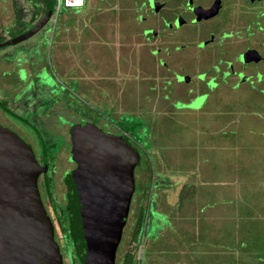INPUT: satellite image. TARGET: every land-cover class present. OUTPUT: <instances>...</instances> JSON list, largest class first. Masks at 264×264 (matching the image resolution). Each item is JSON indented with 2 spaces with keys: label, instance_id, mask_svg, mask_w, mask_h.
<instances>
[{
  "label": "rangeland",
  "instance_id": "1",
  "mask_svg": "<svg viewBox=\"0 0 264 264\" xmlns=\"http://www.w3.org/2000/svg\"><path fill=\"white\" fill-rule=\"evenodd\" d=\"M59 1L62 12H67L68 21L66 24L70 25L69 32L72 35L75 34L72 26L77 28L79 21L82 19L86 22L85 28L81 30L84 33V39L79 42V39L75 38H69V40L62 38V48L60 49L57 47L58 39L53 36L51 40V36H47L48 39L44 41L41 50L35 51V48L31 49L32 55L41 57V63L46 73V76H41L38 70H36L38 68L34 62L31 64L33 76H35V79L38 77L41 80L43 79L45 84L50 88V91L44 97L39 89H34V94L36 95L35 102L30 104L25 102L22 92L9 96L2 95L0 91V104L2 107L7 106L9 109L12 108V111L16 114L13 115L5 109V112L0 109L1 116L9 119L10 122L21 128L20 136L31 146L37 162L47 166L46 174L50 179L48 180V187L51 193V200L49 199L48 201L44 197V202L45 204L50 202L49 214L59 220L60 229L64 231L65 222L63 218L66 215V211L64 204L59 199L63 191L61 183V176L63 175L61 173L65 168L72 166L71 163H68L72 162L71 157L67 159L68 162L65 161L66 151L70 150L71 146V141L69 142L70 135L67 134L65 126L59 134L56 133L59 130L55 129L49 131L42 130L39 114L48 106L52 108L54 104L61 107L66 106L69 110L75 109L78 111L79 116L90 120L103 131L110 130L118 135H123L134 147L139 158L138 163L133 169L134 189L126 221L116 247L114 264L121 263V255L124 253L130 255L131 264H182L178 263V255L180 254H177V248L173 249L171 247L169 249L165 246L161 247L163 246L162 242H158L161 232H167L172 229L170 220L165 217L167 215L159 211L152 214L154 221H147L148 224L146 226V204L147 200L151 199V192L148 193L147 189L152 187L151 181L157 177L158 172L155 153L152 151L154 143L151 140V133L147 128V121L144 118L142 119L141 116L146 112H152L147 111V107L143 102L151 100V96L148 94H153L154 92H146V89L154 90L158 94L165 93L168 96L171 92L172 84L174 86L176 84L180 91L190 89L189 93H195L196 90L192 86L193 83L185 82L182 79L183 77H188L189 73L180 76V72L178 71L175 75L176 79H174L173 77L170 78V75L172 76L173 74H170L168 71L165 72L161 65L155 67V65H151L149 62L146 63V60H151V58L149 55L144 54V50L141 49L140 37L138 36V31L146 26L139 18H134V15L136 16L139 12H133L130 0H115L114 2L113 0H110V2L106 0L109 5L105 3V6H102L97 11L95 10V6H90L85 9L87 11L83 17L80 16L81 13L79 14V7H65L62 0ZM67 1L69 4H80L81 0ZM88 2L92 5L94 3L97 4L95 0H88ZM2 5L6 6V10L0 13V42L4 37H14L25 32V30L27 31L31 25V22L27 21L15 28H12L11 25L2 27L6 24L11 14L8 4L0 2V7ZM243 6L247 7L248 2H245ZM92 10L98 12V14L93 16ZM64 16L66 15L64 14ZM179 21L177 18L175 23L177 24ZM52 24L53 22L50 19L45 25L46 28H50L46 32V35L51 32L50 25ZM185 28L189 29L188 26H185ZM44 29L45 27L41 31ZM3 30H7L5 34ZM39 34H33L16 44L0 47V76L2 69H5L2 66L5 64H11L13 67H16L20 61L26 59V55H23L22 50L30 46ZM1 35H4V37ZM116 62L126 64V66L130 65V68L125 67V73H122V76L119 77V79L125 81L123 82L124 84H120L119 92L115 96L121 99L120 104L117 102L108 103L111 99L113 100V96L108 92L106 94V91L109 90V84H112L111 81L114 79V71H110V76L103 74L105 65L108 64V67L110 66L112 69ZM135 65H140V67L136 69ZM166 77L170 78L168 82ZM259 88L264 89V84L256 86L252 94L264 98V90H260ZM203 98L205 97L197 96L191 102L194 104L193 107L199 106L204 101ZM44 100L46 102H43ZM151 105L152 107L154 106V104ZM153 108L156 110V107ZM247 109L258 115H264L263 103H252ZM62 123L69 125V123L64 121ZM243 136L242 140L245 142V145H243L248 149L245 152L243 151L244 154H250L252 157L256 146H264V140L260 137H248L246 134H243ZM261 156L260 163L263 165L264 160H262ZM146 177L147 179L145 180ZM144 180L146 182L140 184ZM142 185L143 188L140 189ZM138 197L142 199L141 206L138 204L135 206ZM134 207L135 210H133ZM138 221L140 230L137 233L136 240L133 241L134 244H132L129 242V235L134 231ZM66 237L65 235L59 241L63 250L70 249L68 248V239ZM259 237L261 240L257 238L254 242L255 246L246 247L245 241L241 243L242 247L240 249L242 248L241 250L244 251V255L241 257L242 260L235 264H264V235L260 234ZM201 246L203 247V244ZM226 249L232 251L236 250L237 247L233 248L231 246L226 247ZM248 251L251 253H248ZM73 262L80 264L76 259L69 261L70 264H74ZM192 262V264H204V262Z\"/></svg>",
  "mask_w": 264,
  "mask_h": 264
},
{
  "label": "crops",
  "instance_id": "2",
  "mask_svg": "<svg viewBox=\"0 0 264 264\" xmlns=\"http://www.w3.org/2000/svg\"><path fill=\"white\" fill-rule=\"evenodd\" d=\"M64 14L67 22V12ZM81 22L77 28L72 26L76 35L69 32L70 25L66 24L68 40L84 39L80 35ZM147 62L158 66L155 61ZM125 67L130 65L116 62L112 69L108 64L103 68L105 76L114 71L106 91L113 100L108 103L121 102L115 96L125 82L119 79ZM231 86L232 83L219 84L196 107L190 103L192 97L174 95L172 91L173 95L166 96L146 89L154 92L146 93L151 100L143 102L152 112L141 117L151 133L158 172L147 189L151 199L146 204V226L153 220L152 214L159 211L167 215L172 229L161 232L158 242H162L161 247L177 248L178 263L235 264L244 255L241 243L255 246L257 238L261 240L259 235H264V162L260 163L261 154L264 160V146H256L251 157L243 153L248 149L242 140L243 134L264 140V115L247 109L252 103L264 104V98L252 94L254 88L245 84ZM194 87L205 91L200 84ZM172 89L180 90L176 84ZM141 202L138 197L135 206H141ZM231 246L237 249L228 251L226 247Z\"/></svg>",
  "mask_w": 264,
  "mask_h": 264
},
{
  "label": "flooded vegetation",
  "instance_id": "3",
  "mask_svg": "<svg viewBox=\"0 0 264 264\" xmlns=\"http://www.w3.org/2000/svg\"><path fill=\"white\" fill-rule=\"evenodd\" d=\"M0 2L8 4L11 10L9 19L2 27L11 25L12 28H15L23 22L30 21L31 25L29 28H31L47 10H50L47 22L34 33V35L40 34L30 46L22 50L23 55H26V59L20 61L16 67L11 64H5L2 66L5 69H2L0 76V91L2 95L11 96L22 92L25 102H28V104L34 103L36 97L34 89H39L45 97L50 88L43 79L41 80L39 77L35 79V76H33L31 64L34 62V64H37L38 69L36 70L41 76H46V73L41 63V57L32 55L31 49L35 48V51L41 50L44 41L50 36L51 40L53 36L58 39L57 47H62V38L67 39L66 22L63 19L65 12H62L61 3L58 0H0ZM130 2L133 12H139L136 16L134 15V18H139L146 26L138 31V36L140 37L141 49L150 55L151 63L155 61L158 66L161 65L164 68L165 72L168 71L173 74L172 76L170 75V78L176 79L175 75L178 71L180 76L189 73L188 80L185 82L193 83L192 86L200 84L205 88L204 92L195 89L196 91L193 94L189 93L190 89L185 91L171 89L174 95L186 96L190 99L192 97L191 103L197 96L205 97L209 93H213L219 84L232 83L231 88H237L241 84H245L249 88H255L264 84V0H130ZM245 2H248L247 7L243 6ZM153 3L159 5L155 12L152 11L151 5ZM87 4L86 0L85 5L81 7V17L86 15L87 10L84 9ZM5 7V5L0 7V13L6 10ZM210 10H212L211 14ZM177 18L180 21L176 24ZM50 19L53 24L50 25L51 32L46 35L50 28H46L45 25ZM85 25L86 22H83L82 19L80 30H83ZM185 26H188L189 29H186ZM43 27L45 29L41 31ZM6 31L3 30L4 34ZM80 35L82 38L84 33L80 31ZM9 38L11 36L4 37L1 42ZM249 49H253L256 52L254 55L259 57L257 61H242V55ZM203 66L204 68L202 69L201 67ZM170 78H167V82ZM43 102H46V100ZM59 106H56V104L52 108L48 106L39 114L40 127L42 130L47 131L59 130V132L56 131L59 134L65 126L67 134L70 135V142L71 126L80 122L91 121L79 116L78 111L75 109L69 110L66 106H60V110ZM0 109L16 115L12 111L13 109H9L7 106L2 107L0 104ZM62 121L69 123V125L63 124ZM0 126L14 132L31 148L28 142L20 136L21 128L10 122L9 119L3 118L1 113ZM103 132L116 134L110 130ZM120 136L123 137V135ZM123 139L130 144L125 137ZM72 155L71 143L70 150L66 151L65 161L68 162L67 159L71 157L72 162L68 163H71L72 166L65 168L61 173L63 175L61 176L63 191L59 199L67 210L71 209L69 198L74 199L76 196L75 169L77 165ZM37 163L44 165L40 162ZM68 175L73 184H71L70 180L68 182L64 179ZM68 183L71 184L70 188ZM37 188L42 205L52 224L53 239L61 255L62 264H70L69 261H74L75 259L80 264H87L84 259L82 238L80 237L74 242L72 233L70 234L69 230H61L60 226L56 224L55 217L49 214L50 202L48 204L44 202V197L48 201L49 197L44 190L43 174L37 177ZM43 194L44 196H42ZM71 203H73L72 205L75 208V199ZM76 231L81 234L79 226H76L74 234ZM65 235L67 236V245L70 249L63 250L59 241Z\"/></svg>",
  "mask_w": 264,
  "mask_h": 264
},
{
  "label": "water",
  "instance_id": "4",
  "mask_svg": "<svg viewBox=\"0 0 264 264\" xmlns=\"http://www.w3.org/2000/svg\"><path fill=\"white\" fill-rule=\"evenodd\" d=\"M152 5L157 11L159 5ZM49 13L47 10L31 28L1 42L0 47L36 33ZM255 53L247 50L242 61H257ZM71 143L77 165L75 212L85 262L114 264L134 189L138 153L122 136L103 132L88 121L71 126ZM46 171L47 166L37 163L18 135L0 126V264H62L37 188V177Z\"/></svg>",
  "mask_w": 264,
  "mask_h": 264
},
{
  "label": "trees",
  "instance_id": "5",
  "mask_svg": "<svg viewBox=\"0 0 264 264\" xmlns=\"http://www.w3.org/2000/svg\"><path fill=\"white\" fill-rule=\"evenodd\" d=\"M96 1V3L97 4H89V2H88V0H87V2H88V4H87V6L85 7V9L86 8H88V7H90V6H95V10L97 11V10H99L102 6L104 7L105 6V3H106V5H109V3H107V1L106 0H95ZM109 2H110V0H108ZM115 0H113V2H114ZM85 2H86V0H83V4H82V6H80V8L81 7H83L84 5H85ZM113 2H111V3H113ZM65 7H72V6H65ZM84 9V10H85ZM113 9V8H112ZM96 11H94V10H92V15L94 16V15H96V14H98V12H96ZM112 12V11H111ZM72 157H73V155H72ZM67 178H65L64 177V179L66 180V181H68L69 182V180H70V182H71V179H69L70 178V176L68 175V176H66ZM48 180H50L49 178H48V176H47V174L46 173H44L43 174V185H44V190H45V192H46V195L49 197V199L51 200V193H50V191H49V187H48ZM71 184H73V182H71ZM71 184L70 183H68V187L70 188L71 187ZM75 190V189H74ZM73 194H74V192H73ZM74 196H75V194H74ZM74 201V199L73 198H69V203L71 204V209H69V210H67V208H65V211H66V215L64 216V218H63V220H64V222H65V230H69L70 231V234L72 233V238L74 239V242H75V240H77V239H79L80 238V234L79 233H77V231H76V233L74 234V232H75V229H76V226H80L79 225V221H78V217H77V215H76V212H75V208L73 207V203H71V202H73ZM74 208V209H73ZM55 219H56V222H57V225H59V220H57V218L55 217ZM138 220H139V218H138ZM139 221L137 222V225H136V227H135V229H134V231L132 232V234H130L129 236H130V239H129V242L130 243H132V244H134L133 243V241L134 240H136V236H137V233L139 232V230H140V226H139ZM64 225V224H63ZM63 225H61V226H63ZM60 226V225H59ZM129 256L130 255H128V254H126V253H124V254H122L121 255V260H120V264H131L130 263V259H129Z\"/></svg>",
  "mask_w": 264,
  "mask_h": 264
},
{
  "label": "built area",
  "instance_id": "6",
  "mask_svg": "<svg viewBox=\"0 0 264 264\" xmlns=\"http://www.w3.org/2000/svg\"><path fill=\"white\" fill-rule=\"evenodd\" d=\"M59 1V0H58ZM62 2H63V5L64 6H80L81 4H82V0L80 1V4L79 5H68L67 3H66V0H62ZM151 188V187H150ZM149 188V189H150Z\"/></svg>",
  "mask_w": 264,
  "mask_h": 264
},
{
  "label": "bare ground",
  "instance_id": "7",
  "mask_svg": "<svg viewBox=\"0 0 264 264\" xmlns=\"http://www.w3.org/2000/svg\"><path fill=\"white\" fill-rule=\"evenodd\" d=\"M66 3H67L68 5H79V4H69L67 0H66Z\"/></svg>",
  "mask_w": 264,
  "mask_h": 264
}]
</instances>
